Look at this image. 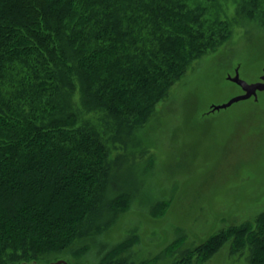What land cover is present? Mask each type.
<instances>
[{"label":"trees","instance_id":"1","mask_svg":"<svg viewBox=\"0 0 264 264\" xmlns=\"http://www.w3.org/2000/svg\"><path fill=\"white\" fill-rule=\"evenodd\" d=\"M248 1L264 12V0ZM203 15L186 0H0V264L76 254L111 229L138 184L83 115L103 114L127 135L146 126L190 65L230 37ZM240 236L264 264V216L222 231L197 260ZM136 242L103 247L101 261L129 264L122 255Z\"/></svg>","mask_w":264,"mask_h":264},{"label":"rangeland","instance_id":"2","mask_svg":"<svg viewBox=\"0 0 264 264\" xmlns=\"http://www.w3.org/2000/svg\"><path fill=\"white\" fill-rule=\"evenodd\" d=\"M186 1L204 10V21L228 24L230 37L194 61L157 105L155 118L131 135L103 114L84 113L111 158L128 157L131 164L120 173L133 171L138 192L132 188L136 197L121 207L110 230L79 241L76 254L42 264H107L103 247L133 234L138 242L122 255L129 264H178L192 252L191 264H253L244 236L229 238L204 261L196 255L222 231L264 216V90L229 105L248 93L238 81L264 84L263 5L254 10L248 0ZM114 189L113 196L125 192Z\"/></svg>","mask_w":264,"mask_h":264},{"label":"water","instance_id":"3","mask_svg":"<svg viewBox=\"0 0 264 264\" xmlns=\"http://www.w3.org/2000/svg\"><path fill=\"white\" fill-rule=\"evenodd\" d=\"M241 85H243V87L246 89V91L248 92L247 95L245 97H241L238 99L233 100L229 105H231L233 102L239 101V100H243L246 98H249L250 96H252L253 94L256 93L257 90H264V84H256L253 86H247L244 82L238 81Z\"/></svg>","mask_w":264,"mask_h":264}]
</instances>
